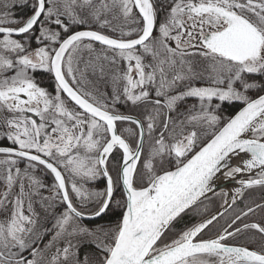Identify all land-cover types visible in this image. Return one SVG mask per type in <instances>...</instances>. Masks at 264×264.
<instances>
[{
	"label": "snow or ice",
	"instance_id": "obj_1",
	"mask_svg": "<svg viewBox=\"0 0 264 264\" xmlns=\"http://www.w3.org/2000/svg\"><path fill=\"white\" fill-rule=\"evenodd\" d=\"M17 3L26 16L14 18ZM116 13L136 27H114ZM89 74L111 90H89ZM187 98L197 103L177 112ZM101 178L103 191L87 187ZM221 179L239 185L231 203ZM0 185V264H264V249L229 243L247 229L264 238V225L238 224L264 204L204 235L224 215H205L206 202L219 197L226 211L264 187V0H0ZM113 204L114 227L82 223ZM189 215L201 219L177 229ZM82 243L94 260L79 256Z\"/></svg>",
	"mask_w": 264,
	"mask_h": 264
},
{
	"label": "trees",
	"instance_id": "obj_2",
	"mask_svg": "<svg viewBox=\"0 0 264 264\" xmlns=\"http://www.w3.org/2000/svg\"><path fill=\"white\" fill-rule=\"evenodd\" d=\"M11 11L14 14V18H19L21 16H26L28 14V9L21 8L19 4H16V6H14L11 9ZM82 28H86V27L81 26V25L74 26V30H78ZM92 29L103 31L105 34H108L113 37L117 36L105 30H101L97 28H92ZM93 46H99V45H96L93 43ZM32 47L33 48L36 47L35 41H32ZM99 47L102 48V46H99ZM34 76L42 87L46 88L49 92H52V93L54 92L55 83H54V80L51 74L43 72V71H37L34 73ZM239 107L240 105L238 103L232 106H228L225 108V112L226 114H233ZM127 109L128 111H125V113L133 114L137 116L138 118L143 119L144 113L142 111L133 109L131 106L127 107ZM121 126L129 127V125L126 123L121 124L120 127ZM131 139L135 143V138L131 137ZM46 175L50 179H53L51 175L47 173ZM100 182L101 183L104 182L103 178H101ZM115 198L117 200H120L123 198L119 190H117V192L115 193ZM206 203L208 205V212L205 215H210V214L216 213L218 210L222 208L221 204L223 203V201L219 197H214L212 201L206 202ZM262 203H264V187L257 186V187H253L250 189H246L244 191L243 197L238 198L236 201V204L233 205L232 208H229L224 213L223 217L219 218L217 222H214L213 226H210V228L206 230L204 234L205 238L215 237L219 233V231L222 230L223 227H226V221H229L231 218H233L237 213H240L242 210H246V206L255 207L256 204H262ZM120 218H121L120 209H118L116 205L113 204L112 210L108 211L106 214H103L99 219L95 221H91L86 224L99 225V224L106 223V224H111L113 226L120 220ZM200 219L201 217L195 216V215L186 216L184 220L181 221V223L177 225V229H179L180 227L184 225L190 226L191 224L198 222ZM243 223H247V224L259 223V224L264 225V208H256L254 212L249 213L246 217L243 218L241 222H238V224H243ZM229 243L234 244V245L246 246L252 250L264 249V238H262L261 235L253 229H247L242 234H238L237 236L230 238Z\"/></svg>",
	"mask_w": 264,
	"mask_h": 264
},
{
	"label": "rangeland",
	"instance_id": "obj_3",
	"mask_svg": "<svg viewBox=\"0 0 264 264\" xmlns=\"http://www.w3.org/2000/svg\"><path fill=\"white\" fill-rule=\"evenodd\" d=\"M112 15L113 14H109L108 18L110 20H112V24H113L114 27H116V26H125L126 30L128 28L136 27V25L127 24L126 21L124 20L123 16L119 15V13H116L117 19H112ZM162 16H163V13H161V17ZM90 24H91V29L92 28H97L98 29L97 25L94 22H91V20H90ZM81 26H84V25H81ZM84 27H86V26H84ZM101 30H105L107 32H110V31H108V29H101ZM111 33H113V34H115L117 36L119 35L118 31L117 32H111ZM93 47L97 50V52H100L102 50V48L99 47V46H93ZM110 54L111 53H109V55ZM83 55H84L85 58H87L89 54L87 53V51H85L83 53ZM120 67H121V70H123V62L121 63ZM88 79L93 82L92 84H89V85L86 86L89 90H91L93 88V85L97 84V82H98V86L101 89H106L108 91L111 90L110 86L107 83V79H108L107 77H105L104 80H99L98 77H95V76H92L91 74H89ZM53 94H55V93L53 92ZM196 103H197V101L194 98H187L185 101H182V102L179 103L177 112L184 113L188 106H190L192 104H196ZM127 107H129V106L120 105L119 109H120V111L125 112V111H128ZM177 112L172 113L173 118L177 117ZM124 127H126V126H121V129L124 128ZM124 134L125 135H129V133H124ZM133 144H134V142H133ZM146 153H147V144L145 145V154ZM21 167H23V165H21ZM35 175L38 176L41 180H43L45 184H47L49 186L51 185L53 179H50L49 177H47L46 173L43 172L42 170L38 169L36 171ZM100 181H101V179L95 181L94 183H92L90 185H87V187L93 188V189L98 190V191H103V189L105 188V184H104V182L101 183ZM2 190H3L2 185H0V191H2ZM41 191H42V194L45 195V196L50 195V193H49V191L47 189H42ZM34 199H38V197H34ZM36 207H37V211H40V215H41L40 224H41L42 227L46 228L51 222L53 223L52 216H47V219H45L46 214L42 210L39 209V205H36ZM62 207H63V205H61V204H59L57 202L54 214H59V212L63 211ZM52 223H51V225H52ZM114 226L115 225H113L111 227H114ZM101 228H108V227L101 226ZM75 239L76 240H80L81 238L77 237ZM83 239L87 240L88 238L85 237ZM88 256H91V254H89ZM92 260H94V258H92Z\"/></svg>",
	"mask_w": 264,
	"mask_h": 264
},
{
	"label": "flooded vegetation",
	"instance_id": "obj_4",
	"mask_svg": "<svg viewBox=\"0 0 264 264\" xmlns=\"http://www.w3.org/2000/svg\"><path fill=\"white\" fill-rule=\"evenodd\" d=\"M124 135H125V134H124ZM125 137H126V138H129L130 141H132V140H131V137H130L129 135H125ZM103 181H104V180H103ZM104 184H105V183H104ZM93 221H95V220H93ZM89 222H91V221H82V223H83L85 226H87V227H89V228H92V229L97 228V227H101V226H104V227H111V226H112L111 224H106V223H104V224H99V225H88V224H86V223H89ZM51 223H52V222H51ZM51 223H50L46 228H51V226H52ZM249 224H251V223H249ZM52 235H53V233H52V232H49V233L44 237V240L42 241L41 246H42L43 244H46V243L48 242V240H50V239L52 238ZM85 241H86V240H85ZM89 252H90V253H89ZM96 252H97V250H96L95 246L92 245V244H89V243H82L81 246H80V248H79V256H80L81 258H83L86 254H87V255L91 254V256H89V257H90L91 259H92V258L95 259Z\"/></svg>",
	"mask_w": 264,
	"mask_h": 264
},
{
	"label": "water",
	"instance_id": "obj_5",
	"mask_svg": "<svg viewBox=\"0 0 264 264\" xmlns=\"http://www.w3.org/2000/svg\"><path fill=\"white\" fill-rule=\"evenodd\" d=\"M78 30H88V29H86V28H82V29H78ZM91 30H94V29H91ZM94 44H96V45H99V46H101L98 42H94ZM103 47V46H102ZM52 76V75H51ZM52 78H53V80H54V77L52 76ZM54 83H55V81H54ZM240 108V107H239ZM238 108V109H239ZM237 109V110H238ZM236 110V111H237ZM234 114V113H233ZM237 163H239V160H233V164H237ZM104 180V179H103ZM104 183H105V180H104ZM217 185H218V191H219V189H223L224 191H228L229 192V203H231V199H230V197H231V190H233L235 187H238L239 185H235L234 183H232V182H225V181H223L222 179L221 180H218L217 181ZM262 204H264V203H262ZM227 206H225V207H223V208H221L220 210H218L216 213H219V212H226L229 208H227V210L225 211V208H226ZM256 209V208H255ZM216 213H214V214H216ZM102 216V215H101ZM101 216H99V217H92V218H88V217H85L84 219H83V221H93V220H97V219H99ZM250 249V248H249ZM250 250H252V249H250Z\"/></svg>",
	"mask_w": 264,
	"mask_h": 264
}]
</instances>
